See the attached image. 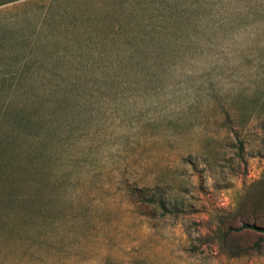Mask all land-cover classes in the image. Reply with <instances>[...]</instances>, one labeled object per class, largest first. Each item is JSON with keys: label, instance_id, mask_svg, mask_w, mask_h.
Segmentation results:
<instances>
[{"label": "rangeland", "instance_id": "374dc122", "mask_svg": "<svg viewBox=\"0 0 264 264\" xmlns=\"http://www.w3.org/2000/svg\"><path fill=\"white\" fill-rule=\"evenodd\" d=\"M0 76V264H264V0H0Z\"/></svg>", "mask_w": 264, "mask_h": 264}, {"label": "trees", "instance_id": "16d2710c", "mask_svg": "<svg viewBox=\"0 0 264 264\" xmlns=\"http://www.w3.org/2000/svg\"><path fill=\"white\" fill-rule=\"evenodd\" d=\"M4 82H5V79L0 76V93L2 92L4 88ZM110 82H111L110 86H113L111 85L112 81ZM40 100L41 99L29 96L25 99L24 102L21 99L18 103L15 102V105H13L14 101L11 98L2 96V94H0V122H6V120H8V122H13L17 126L22 125V124L24 126L27 123L22 118L23 116L21 115L22 114L21 111H25V110L34 111L37 103H39ZM42 105H45L46 108L49 107V104L44 102L43 100H42V103L39 104V107H42ZM17 113H19L20 115H18ZM3 152H8L9 156L10 154H12V152L8 151L7 149H4L3 147L0 148V175L1 177L4 175L6 177L10 175H15L16 172L19 170V166L17 164L10 165L9 164L10 159L8 161L6 159H3L1 157V154ZM32 159H33V156L32 154H30L27 157V161L29 163H32V161H34ZM27 170L29 171L30 167ZM146 200L148 201L150 199H146ZM245 229H253V230L263 233V241H264V226H258L255 223L249 224L246 222H242L240 226H235V227L230 226V230H234V231H242Z\"/></svg>", "mask_w": 264, "mask_h": 264}]
</instances>
